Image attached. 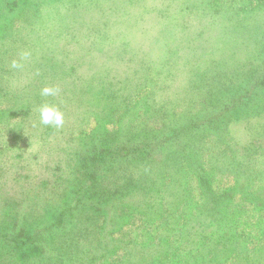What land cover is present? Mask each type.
Here are the masks:
<instances>
[{
  "label": "rangeland",
  "instance_id": "obj_1",
  "mask_svg": "<svg viewBox=\"0 0 264 264\" xmlns=\"http://www.w3.org/2000/svg\"><path fill=\"white\" fill-rule=\"evenodd\" d=\"M167 1L180 7L170 25L162 24L171 15L166 0L111 1L115 10L136 15L129 27L124 24L134 37L143 31L141 24L154 22L160 3L156 34H146L152 39L150 57L139 58V42L132 37L111 38L108 44H126L138 60L98 59L89 69L77 65L84 61L65 59L58 75L54 67L60 64H53L62 59L55 46L58 33L91 30L82 20L90 2L0 0V57L7 50L20 52L29 65L18 74L20 81L2 77L0 134L3 119L11 123L21 114L13 112L12 95L17 99L24 90L23 112L28 115L32 106L36 112L27 128L34 135L21 128L0 137V233L19 222L13 242L24 245L1 248L0 264H103L99 252L106 241L142 220H149L153 235L175 236L166 264H234L235 256L240 264H264V140L257 139L264 138V129L250 133L245 115L236 114L264 87V43L253 67L243 74L228 70L225 51L213 53L236 35V14L224 15L226 2L234 0ZM261 23L258 41L264 42ZM112 66L122 67L123 75L108 72ZM102 75L103 81L123 83L120 95L116 89L106 93L121 98L111 108L98 106L103 92L83 84ZM185 79L194 83L193 90L183 86ZM40 82H50L52 94L41 89L32 95ZM237 82L251 87L229 92ZM75 84L81 89L76 100ZM44 108L61 113L63 122L45 124ZM29 136L35 138V152L22 155ZM3 150L12 151L8 159ZM23 165L24 177L16 184L14 175ZM208 181L218 197L214 201L207 196ZM210 211L217 220L223 212L230 216L218 222ZM192 220L200 223L195 230ZM220 240L227 248L212 247Z\"/></svg>",
  "mask_w": 264,
  "mask_h": 264
},
{
  "label": "trees",
  "instance_id": "obj_2",
  "mask_svg": "<svg viewBox=\"0 0 264 264\" xmlns=\"http://www.w3.org/2000/svg\"><path fill=\"white\" fill-rule=\"evenodd\" d=\"M90 2V7L86 11L83 21L91 25V30L87 28V31L81 32L79 31L78 34L75 33H67L64 35L63 32L58 33V38L56 42V48L57 51L60 52L61 60L60 62H54L53 64H60L55 66L56 71L58 72V75H62V67H64V61L65 59H69L71 62H81L83 63L77 64L79 66L85 67V64H89V69L92 66V62H95L98 59H102V61L106 62H119L123 64L124 62H128L129 60L137 61L138 59L135 57L137 54H135L132 51H129L126 48V44H108L106 40L111 38H129L131 37L133 39H136L139 44H142L143 47L137 43L136 48L139 54V58L143 59L144 56H151L153 54V49L151 47L152 39L147 40L146 34L150 32L149 36H154L156 34L155 30L158 27L159 18L161 17V13L159 11L160 3L157 2L155 12L152 14V19L154 20L153 23H147V24H141L138 31H141L136 35V37L132 36V31L129 30L128 21L135 18L136 15L129 10H125L122 13L118 10H115V4L111 3V1L115 0H85ZM234 0L226 2L228 7V13H224L225 19L228 15H231L233 12L236 14L237 19L235 25H238V28L234 30L235 37L231 40L230 44H226L227 46L222 47L219 53H213L214 57L219 55L220 53H225L228 60L229 56V62L227 65V69L231 70L233 72H238L241 70V74L245 73L246 69L253 67V65L256 64V61L258 60L257 57L262 50L263 43L258 41L259 35L257 33V27L258 24L264 21V16L257 18L254 17V14L256 11L262 12L264 14V0H261V3L258 4L257 0ZM165 7L168 9H171V15L165 18L162 21L163 25H170L173 22V14L174 11H177L180 7L179 4L176 1H167L165 2ZM223 11V10H221ZM124 24H127L128 27L124 26ZM255 25V29L254 26ZM263 26V25H262ZM222 28V26L220 25ZM250 29V30H248ZM253 30L254 33L251 35L250 38H248V35L250 31ZM246 35L245 36H241ZM151 38V37H148ZM145 39V40H143ZM143 40V41H142ZM20 53V52H18ZM18 53L16 55L10 54L7 50L5 55H2L0 57V82L1 87L0 89H5V86L3 85L2 77L8 78L13 81H20L18 74L21 73V71L27 66L29 68V65L26 61V59H19ZM21 56V55H20ZM141 56V57H140ZM11 58V60H10ZM145 60V59H144ZM8 62V64H6ZM145 62V61H144ZM45 63H43V66ZM122 67H116L113 66L107 69L108 72H110L111 69L114 70L113 73H121L119 69ZM88 69V70H89ZM51 74H55L53 71H50ZM112 73V74H113ZM195 74V73H194ZM124 78V77H123ZM245 78V77H244ZM80 80L83 79V75L79 77ZM104 76L98 77V82H94L92 85L85 84L84 86L88 88H97L98 91L103 92V96L97 101V105L102 107L103 104L106 106L109 105L111 108L113 106V103L116 102L115 99H121L117 97H110L109 95H106L109 91H113V89H116L115 92H119L116 95H120L121 91L119 90L120 85L123 84L120 81H112L107 80L103 81ZM189 79V78H188ZM188 79L184 80L183 86L188 88H194V83L192 82V85L189 83ZM40 81V80H39ZM50 82H48L45 86L44 82H40V86L38 87V83L35 84V88L33 87L32 95L35 92H39L41 89L48 88ZM232 86V85H231ZM233 88H228V91L231 92L233 90H236L238 87H241L238 82L236 84H233ZM243 87V86H242ZM251 86H245L239 91L248 90ZM72 88L75 89V100L77 99V92L76 89H80L79 84H75ZM196 88V86H195ZM118 89V90H117ZM217 89V87L213 88ZM262 90H257L255 94H253V99L248 101L246 106L236 111L237 115H245L246 119V125L247 128L251 132H257L260 133L264 129V109L262 105L264 104V93L262 94L261 91L264 90L263 85L260 87ZM31 95V96H32ZM12 97L15 99L14 105H13V112H17V114L20 112V117L9 123V121H5L3 119V127L5 128L4 132L0 134V137H9V133L13 134L17 129L22 128L23 131H27V133H31L27 128L30 127L29 123L33 120V118L36 115V112L32 107H28V115L25 114L24 109V103L23 100H25V92L22 91L21 95L16 99L13 95ZM96 103V102H95ZM22 106V107H21ZM31 135H34L31 133ZM263 136V135H261ZM259 140H264V138L258 137ZM36 141L33 136H29L27 139H25L23 148H22V155L25 154L31 155L34 154L36 149ZM207 151V149H205ZM2 154L4 155V158L8 159V157L11 156L12 151H6L3 150ZM203 154V153H201ZM264 154V153H263ZM261 155V154H260ZM260 155L256 156L258 158ZM35 156V155H34ZM36 158H39L37 155ZM255 158V161H256ZM260 158L263 159L264 162V156H260ZM23 170L24 165L16 171L14 175V181L17 184V180L21 177L23 178ZM8 179L11 181V177H8ZM208 185L205 187L207 191V196L210 200L214 201V199H218V197H214L213 193V187L212 185ZM10 184V183H9ZM221 191V189H220ZM226 193L229 192H237L236 189H230L225 191ZM222 193V192H221ZM76 202V201H75ZM136 206V205H135ZM134 208V206H133ZM128 210L131 212L130 208ZM136 211V209L134 208ZM213 212V213H212ZM209 214L211 215V220H217L216 216L217 213L214 211H210ZM230 214V213H229ZM63 217H66L65 214H62ZM230 215H226L225 212H223V216H220L222 218H218V222H222L223 219L226 217H229ZM64 221H61L60 223H63ZM149 222V220H148ZM148 222L146 221H136L135 225L131 228L125 229V231L121 232L119 236H116L115 238H110L106 241V245L104 251L99 252L101 254V262L103 261V264H163L166 261L167 255L171 252L173 246H174V238L175 236L172 235L173 233H168L166 235H160L159 233H156L153 235L152 231L150 229H147ZM200 223L196 220H192V227L195 228L199 226ZM11 230L0 233V249L5 247L6 245H12V246H24L23 244L17 245L13 242V240L17 237H19L18 233L20 230L19 222H15L13 224V227L10 228ZM223 239V238H221ZM10 240V242H8ZM214 241L211 245L215 249L220 248H227L225 245V242L223 240H220V242ZM158 251V256L156 255ZM161 252V253H160ZM232 261L234 264H240L241 259H237L236 256L232 257ZM230 263V260H229ZM166 264V263H165Z\"/></svg>",
  "mask_w": 264,
  "mask_h": 264
},
{
  "label": "clouds",
  "instance_id": "obj_3",
  "mask_svg": "<svg viewBox=\"0 0 264 264\" xmlns=\"http://www.w3.org/2000/svg\"><path fill=\"white\" fill-rule=\"evenodd\" d=\"M43 91L45 94H52L51 89L46 88ZM41 118L45 124L55 123L56 125H60L63 122L62 114L59 113L58 111H56L55 109H52V108L42 109Z\"/></svg>",
  "mask_w": 264,
  "mask_h": 264
}]
</instances>
